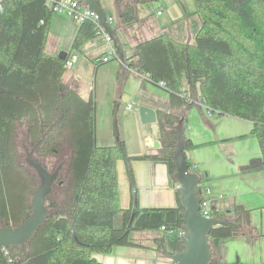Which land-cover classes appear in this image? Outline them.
Returning a JSON list of instances; mask_svg holds the SVG:
<instances>
[{"label":"trees","instance_id":"trees-1","mask_svg":"<svg viewBox=\"0 0 264 264\" xmlns=\"http://www.w3.org/2000/svg\"><path fill=\"white\" fill-rule=\"evenodd\" d=\"M148 0H115L117 18L124 26L137 20V3ZM200 27L193 43L166 34L145 39L135 46L138 72L168 92L167 110H158L161 150L156 154L130 155L126 151L117 118L116 142L101 146L95 140V98L82 97L62 81L64 59L45 51L53 10L48 0H0V226L20 224L30 211L37 186L36 173L18 150V131L43 164L62 160L70 149V186L60 201L48 198L51 213L33 238L21 246L0 251V264H106L93 254H108L114 246H133V231H159L153 241L163 253L183 249L174 234L183 227L182 211L170 207L134 206L131 161L166 163L173 182V126L176 112L194 104L196 94L213 112L230 114L252 123L264 167V0H195ZM98 25L78 24L72 51L98 37ZM185 82V87L182 85ZM189 144V142H188ZM122 159L131 181L132 202L121 205L116 163ZM45 165V164H44ZM203 177H200V183ZM229 220L209 233L217 264L220 241L237 233L249 240L257 235L251 226V210L241 204L229 211H214ZM164 226V230L161 227ZM171 230V233L168 231ZM264 264V262L262 263Z\"/></svg>","mask_w":264,"mask_h":264},{"label":"crops","instance_id":"crops-1","mask_svg":"<svg viewBox=\"0 0 264 264\" xmlns=\"http://www.w3.org/2000/svg\"><path fill=\"white\" fill-rule=\"evenodd\" d=\"M148 0L137 3V21L124 26L117 18L115 0H109L108 7L113 17L110 23L113 31L114 51L108 61L111 45L97 37L86 42L78 60L80 62L72 75L62 76V81L87 98H95V140L97 145L106 146L116 142L114 123L120 130L126 151L130 155L156 154L161 150V131L158 110H167L169 94L159 84L151 82L146 74L130 66L137 43L160 34L173 39L193 43L200 27L195 0ZM184 2V3H183ZM160 11V14L157 12ZM52 20V18H51ZM70 21H72L70 19ZM57 31L72 43L77 31L71 22L63 20L50 22V30ZM47 43V42H46ZM69 43V44H71ZM50 55H62L60 51ZM78 60L76 62H78ZM79 60V61H80ZM93 79L92 82L89 80ZM83 80V82H82ZM88 88L85 91V84ZM183 87L185 82L182 81ZM131 104L130 108L127 105ZM183 118L186 138L185 154L192 169L203 177L201 183L211 190L212 210L229 211L234 205L241 204L251 210V226L256 237L249 240L244 234L220 241V254L217 264H226L228 253L242 252L250 264L264 261V167L257 138L251 133L252 123L248 120L211 111L196 94L194 104L177 110ZM19 143L26 145L24 130L18 131ZM158 140L159 145L154 142ZM189 142V144H188ZM133 192L141 207H170L177 205L178 184L168 174L166 163L153 160L131 161ZM121 205L124 208L132 202L131 181L126 173L125 163H116ZM159 231H133L131 237L135 245L114 246L108 254L95 253L93 256L106 264H170L165 253L155 248L153 239Z\"/></svg>","mask_w":264,"mask_h":264},{"label":"water","instance_id":"water-1","mask_svg":"<svg viewBox=\"0 0 264 264\" xmlns=\"http://www.w3.org/2000/svg\"><path fill=\"white\" fill-rule=\"evenodd\" d=\"M85 5L93 11L99 19L100 25L112 37L113 31L107 21V14L100 0H83ZM125 1V0H119ZM66 57V53L59 56ZM183 118L173 126L176 134V141L173 146L172 156L175 164L173 178L178 184V199L183 208V233L179 236V241L183 244V249L174 253L165 254L170 264H210L213 253L209 242L211 229L227 222L228 218H217L215 216L206 217L200 211V194L198 183L200 174L190 168L185 154L186 138L184 135ZM155 146L159 141L154 142ZM32 148L25 157L26 165L37 175L38 184L33 190L30 199V211L23 221L15 226H0V251L13 246H21L28 243L34 236L37 229L45 222L51 209L47 206V198L52 192L54 183L59 178L62 167L60 164L54 170H49L43 162L33 155ZM59 184L62 180L58 181ZM136 198L134 199V206ZM239 234V233H237Z\"/></svg>","mask_w":264,"mask_h":264},{"label":"rangeland","instance_id":"rangeland-1","mask_svg":"<svg viewBox=\"0 0 264 264\" xmlns=\"http://www.w3.org/2000/svg\"><path fill=\"white\" fill-rule=\"evenodd\" d=\"M100 1L103 2L104 5H107V7H108L109 0H100ZM184 2H186V1L184 0ZM106 11L108 14L111 13L110 6H109V8H106ZM116 16H117V14H116ZM59 20H63L65 23L71 22V24L74 27L76 25H78L77 22H75L73 20L70 21V18H68L67 16L54 12L51 21L52 22H58ZM135 22H133V23H135ZM69 43H71L70 40L67 37L63 36L62 33L60 34V32L57 31L56 26H54L52 30L49 29V33H48V37H47V43L45 46V51L47 53H50V54H55L56 53V47L59 48V46H60V48H65L66 50H59L57 52V54H59L60 51L68 52V51H70V48H71V44H69ZM57 56H59V55H57ZM79 60H78V62H75L73 69L80 62H82L81 60H83V59H81L80 61ZM73 69L72 68L66 69L65 76L72 75ZM92 80L93 79L91 78V80H89V81L92 82ZM82 82H83V80H82ZM85 86H86V88H85V91H86L88 88V82H86ZM31 149L32 148L30 146H28L27 144L23 145L22 143L18 142V150L20 152V155H21L23 161H25V157H26L27 152H29ZM69 153H70V149L68 147H65V149H63V152H62V159H61L62 161L60 163H57L58 161L51 160V159H47L44 161L45 166L49 170H53V169H55V167L57 165L62 164V167H61L60 172H59L60 178L62 179V183L61 184L56 183L53 186L52 192L48 196V198L51 200L60 201L61 198H63V195L65 192L68 195H70V192L67 191L69 189V186H70V172L68 169V155H69ZM48 198H47V206H48ZM179 232H180L179 230H175L174 234L179 233ZM240 249L243 252L242 248H240ZM242 252L241 253L240 252H237V253L232 252L231 254L228 253V258H225V263L226 264H250L249 262H251V260H249V258L246 259ZM258 263L259 262H256V264H258Z\"/></svg>","mask_w":264,"mask_h":264},{"label":"built area","instance_id":"built-area-1","mask_svg":"<svg viewBox=\"0 0 264 264\" xmlns=\"http://www.w3.org/2000/svg\"><path fill=\"white\" fill-rule=\"evenodd\" d=\"M49 5L51 6L53 12L62 14L70 18L71 20L77 22L78 24L84 22L86 20H90L95 22L98 27V37L101 38L104 42L111 45V49L107 56L102 57V61H108L109 55L113 53L114 48L112 46L113 39L112 37L105 31V29L100 25L98 16L91 11L84 3L83 0H48ZM161 12L158 11L157 14ZM107 21L111 23L113 21V17L107 16ZM80 54L78 51H71L69 52L66 61H65V68L70 69L74 66L75 62L78 60ZM148 78V75H145ZM158 84L160 86H164L163 81H159ZM131 104L127 105V108H130ZM192 165L190 164V168L192 169ZM199 194H200V211L201 213L206 216L210 217L213 216L212 210V201H211V190L210 188L203 184L198 183ZM161 230H164V226L161 227ZM179 233H176L177 236L183 233V229L179 230ZM171 233V230L168 231Z\"/></svg>","mask_w":264,"mask_h":264},{"label":"flooded vegetation","instance_id":"flooded-vegetation-1","mask_svg":"<svg viewBox=\"0 0 264 264\" xmlns=\"http://www.w3.org/2000/svg\"><path fill=\"white\" fill-rule=\"evenodd\" d=\"M26 149V148H25ZM60 165V164H59ZM59 165H57L55 168H57ZM54 170V169H53ZM59 180H62L61 178H60V175H59V178L56 180V182L54 183V185L56 184V183H58V181Z\"/></svg>","mask_w":264,"mask_h":264}]
</instances>
